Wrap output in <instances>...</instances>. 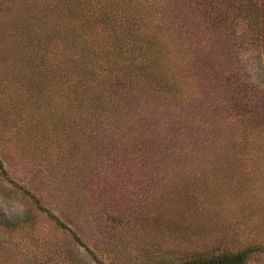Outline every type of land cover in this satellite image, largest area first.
<instances>
[{"label": "rangeland", "instance_id": "obj_1", "mask_svg": "<svg viewBox=\"0 0 264 264\" xmlns=\"http://www.w3.org/2000/svg\"><path fill=\"white\" fill-rule=\"evenodd\" d=\"M7 1L0 0L5 19L10 17L5 16ZM12 28L16 45L0 43V258L5 264H164L181 253H213L233 224L241 228L246 221H260L264 232V203L257 206L253 200L263 190V159L256 173L255 164L243 155L248 148L243 145L258 149L264 131L251 128V134L236 120L228 124L231 134L225 124L240 103L225 90L227 80L220 90L218 76L212 78L210 70L198 82L189 71L178 90L156 98L158 93L149 90L136 105V116H126L119 125L118 111L97 108L91 97L84 100L87 109H77L80 102L74 100L60 103L58 94L71 99L73 86L60 87L52 78L71 68L62 59L76 35L44 42L42 35L31 31L25 36L22 28L14 29L22 34ZM218 29L214 34L220 36ZM206 34L200 39L206 41ZM222 39L233 66L226 75L235 85H245L249 97L260 94L264 44L249 48L229 32ZM45 48L50 59L42 57ZM216 65L218 75L223 66ZM74 124L92 127L87 133L96 137L101 152L84 156L85 143L71 135ZM157 132L165 140L179 133L180 141L195 137L204 147L218 143L222 148L197 158L188 151L187 158L165 165L160 180L134 154L137 148L151 149L149 135L157 139ZM196 205L201 210L192 216Z\"/></svg>", "mask_w": 264, "mask_h": 264}, {"label": "trees", "instance_id": "obj_2", "mask_svg": "<svg viewBox=\"0 0 264 264\" xmlns=\"http://www.w3.org/2000/svg\"><path fill=\"white\" fill-rule=\"evenodd\" d=\"M19 6H22L21 10ZM6 7L9 10L5 16L10 17L5 19L0 15V33H3L0 43L3 46L14 47L17 43L11 27L14 32H23L25 36L31 31L42 35L44 42L53 40L57 43L58 40L60 43L62 39L76 35L72 38V48L62 59L72 69L68 65L64 74L58 73L56 80L52 78V82L60 87L62 84L73 86L71 99L65 100L67 94L64 92L58 94L60 103L70 105L74 100L80 102L77 109L82 106L87 109L83 103L85 98L91 97L97 108L118 111L119 125H122L120 123L125 121L126 116H136L135 107L147 97L149 90L158 93L156 98L160 93L168 94L180 89L179 83L184 81L182 77H186L185 73L193 70L198 82L201 80L198 78L202 74L208 75L210 70L212 78L218 76L219 89H223L222 84L227 80L225 90L231 91L232 100L237 99L240 103L236 112H229L230 120L225 124L227 128L231 129L232 124L229 127L228 124L237 120V126L245 125L251 134V128L264 131V90L260 94L253 92V96L249 97V89L245 85H235L233 79L226 75L233 67L227 62L229 45L220 43L224 32H229L241 38L249 48L261 47L264 44V0H8ZM58 22L62 23V28H53ZM217 27L220 30V36L215 33L218 38L214 34ZM19 28L22 32L14 30ZM51 30L53 34L47 38ZM204 32L207 33L206 41L200 39ZM99 39L100 44L95 43ZM97 47L101 51L93 54ZM49 54L45 48L42 57L46 59ZM216 63L223 66L218 75L220 67ZM214 67L217 68L216 73ZM218 93L225 96L219 90ZM240 93L244 94L243 102L238 101L242 99ZM85 125L70 127L74 141L85 143L84 156L88 158L101 150L94 145L96 137L93 139V135L87 133L92 131V127L86 128ZM141 133L139 131L136 135ZM156 136L157 139H154L155 134L149 135L151 149L136 147L134 154L142 158V165H150L148 171L155 170L160 180L161 170H165L166 164L172 165L175 162L172 160L187 158L185 155L189 152L195 155L194 158L204 153L212 155L222 148L218 143L204 147L202 142H197V138L187 135L185 142L174 134L166 140L159 132ZM247 136L251 135L247 132ZM114 145L113 142L112 149ZM243 146L248 147L243 152L248 164H255L252 172L260 173L262 159L264 167V138L258 149L253 145ZM111 147L105 151L112 150ZM144 149L149 151V158L145 157ZM262 183L263 190L254 193L255 198H252L257 206L264 203V180ZM200 210L201 207L196 205L192 216ZM56 223L60 224L58 220ZM252 223L246 221L241 228L230 225L226 229L229 234L220 239L213 253H181L180 256L175 255L173 261L164 260V264H264V236H260L264 233L260 225L262 222ZM10 225L9 230L12 228ZM192 234L194 239L198 238V233ZM0 263L5 264V259L0 258Z\"/></svg>", "mask_w": 264, "mask_h": 264}]
</instances>
